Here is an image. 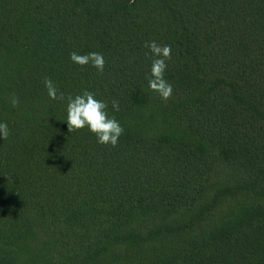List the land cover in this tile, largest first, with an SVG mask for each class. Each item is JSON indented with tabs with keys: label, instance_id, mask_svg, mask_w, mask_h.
<instances>
[{
	"label": "trees",
	"instance_id": "16d2710c",
	"mask_svg": "<svg viewBox=\"0 0 264 264\" xmlns=\"http://www.w3.org/2000/svg\"><path fill=\"white\" fill-rule=\"evenodd\" d=\"M85 90L117 146L68 131ZM0 123V264H264V0H0Z\"/></svg>",
	"mask_w": 264,
	"mask_h": 264
},
{
	"label": "clouds",
	"instance_id": "9594fccd",
	"mask_svg": "<svg viewBox=\"0 0 264 264\" xmlns=\"http://www.w3.org/2000/svg\"><path fill=\"white\" fill-rule=\"evenodd\" d=\"M144 47L149 49L145 56L151 59L148 87L167 102L173 94V86L165 79L167 62L172 59V48L170 45H160L156 41L145 42ZM70 59L81 67L91 65L101 75L104 72L106 61L101 53L91 52L80 55L73 51L70 53ZM44 85L50 99L65 100L64 93H58L56 85L50 78L45 77ZM67 102L66 121L70 133L87 127L91 133L96 135L98 143L112 147L117 146L124 129L115 117H109L108 104L105 101L96 99L94 93L85 90L75 97L69 95ZM11 103L13 107H17L19 104V98L15 93L12 94ZM112 108L119 111V101H113ZM0 135L4 140L8 138L9 129L6 123H0Z\"/></svg>",
	"mask_w": 264,
	"mask_h": 264
},
{
	"label": "rangeland",
	"instance_id": "374dc122",
	"mask_svg": "<svg viewBox=\"0 0 264 264\" xmlns=\"http://www.w3.org/2000/svg\"><path fill=\"white\" fill-rule=\"evenodd\" d=\"M143 111H142V116H143ZM146 116H145V119L144 120H146ZM148 125V123L147 124H145L144 125V128H143V130H144V132H146L147 131V133H148V135H150V136H153V135H155L156 133H157V128H155V127H153V126H151V125H149V126H147Z\"/></svg>",
	"mask_w": 264,
	"mask_h": 264
}]
</instances>
